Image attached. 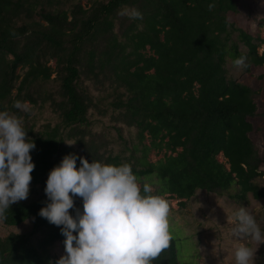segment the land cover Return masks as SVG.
<instances>
[{"label":"trees","instance_id":"trees-1","mask_svg":"<svg viewBox=\"0 0 264 264\" xmlns=\"http://www.w3.org/2000/svg\"><path fill=\"white\" fill-rule=\"evenodd\" d=\"M240 1L0 0V112L21 118L36 144L30 195L0 216L34 228L0 236V264H58L51 249L65 237L39 211L50 170L69 153L77 167L86 157L129 164L139 182L156 175V193L181 205L200 189L264 198V156L250 136L259 92L226 67L239 59L264 79V38L229 19ZM152 151L165 153L152 161ZM75 205L83 210L82 198ZM169 230L153 264H181Z\"/></svg>","mask_w":264,"mask_h":264},{"label":"clouds","instance_id":"clouds-1","mask_svg":"<svg viewBox=\"0 0 264 264\" xmlns=\"http://www.w3.org/2000/svg\"><path fill=\"white\" fill-rule=\"evenodd\" d=\"M126 14L142 18L135 9ZM14 107L29 111L21 101ZM23 125L17 115L0 112V216L30 195L36 144ZM77 159L69 153L50 170L44 189L48 202L39 211L65 237V254L58 264H153L171 240L168 201L153 194L150 184L141 185L129 164L79 157L77 167ZM76 197L82 198L83 210L76 207ZM74 208L75 214L70 211ZM235 215L234 236L264 241L251 211L242 207ZM254 255L252 248L240 244L236 264H252Z\"/></svg>","mask_w":264,"mask_h":264},{"label":"rangeland","instance_id":"rangeland-1","mask_svg":"<svg viewBox=\"0 0 264 264\" xmlns=\"http://www.w3.org/2000/svg\"><path fill=\"white\" fill-rule=\"evenodd\" d=\"M86 4V1H84ZM230 21L237 27L244 28L252 34H259L264 38V0H241L239 11L229 14ZM237 39V34L234 35ZM241 48L246 47L241 43ZM264 50V46L260 51ZM226 67L229 78L252 86L259 92L256 99L258 115L251 119L254 131L250 136L260 154L264 156V79H259L262 68L253 67L246 72L242 64H236L230 57L227 58ZM129 134L126 133V137ZM118 151L121 148L114 145ZM165 152L152 151L150 160L156 161ZM219 158L223 160V156ZM264 171V166L262 167ZM264 184V178L258 180ZM153 188V194L160 187V180L156 175L146 178ZM159 195V194H158ZM169 203V228L173 229V236L177 239L178 255L181 264H236L235 251L240 244H245L255 252L252 264H264V241H256L250 236L243 239L233 235L232 229L237 223L235 213L240 208L251 211L262 232H264V198H250L249 202L239 203L228 195L220 196L200 189L191 199L184 200L181 205L179 199L169 194L161 195ZM34 228V219H29L20 225H6L0 219V236L10 233L30 234ZM57 262L65 254L64 239L56 242L52 249Z\"/></svg>","mask_w":264,"mask_h":264}]
</instances>
